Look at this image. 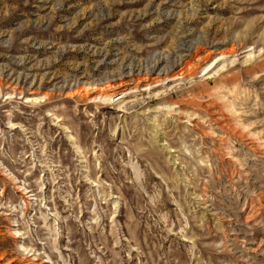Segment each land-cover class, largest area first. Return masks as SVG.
Returning <instances> with one entry per match:
<instances>
[{"label": "rangeland", "instance_id": "obj_1", "mask_svg": "<svg viewBox=\"0 0 264 264\" xmlns=\"http://www.w3.org/2000/svg\"><path fill=\"white\" fill-rule=\"evenodd\" d=\"M0 264H264V0H0Z\"/></svg>", "mask_w": 264, "mask_h": 264}]
</instances>
